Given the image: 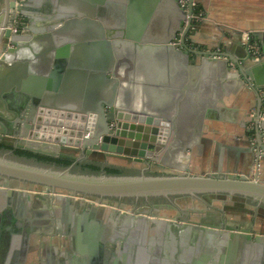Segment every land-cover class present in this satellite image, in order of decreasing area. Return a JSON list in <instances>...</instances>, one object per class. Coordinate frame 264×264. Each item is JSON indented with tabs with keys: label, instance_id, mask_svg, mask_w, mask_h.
I'll use <instances>...</instances> for the list:
<instances>
[{
	"label": "water",
	"instance_id": "obj_1",
	"mask_svg": "<svg viewBox=\"0 0 264 264\" xmlns=\"http://www.w3.org/2000/svg\"><path fill=\"white\" fill-rule=\"evenodd\" d=\"M195 1L200 22L180 0H6L2 256L19 249L22 264L59 232L86 255L77 264H264V121L251 116L264 102V26L230 0ZM228 81L255 98L232 120L216 95ZM218 123L236 147L200 171ZM217 214L221 223L196 216Z\"/></svg>",
	"mask_w": 264,
	"mask_h": 264
},
{
	"label": "crops",
	"instance_id": "obj_2",
	"mask_svg": "<svg viewBox=\"0 0 264 264\" xmlns=\"http://www.w3.org/2000/svg\"><path fill=\"white\" fill-rule=\"evenodd\" d=\"M230 5L232 7H234L235 10L234 13H247L251 15V20L253 21H258L259 23H261L262 26H264V0H230L229 1ZM4 15V8H2L0 10V17H3ZM200 47V46H199ZM211 76L212 80L215 82L217 81L216 77L215 79L213 78L212 75ZM231 90V92H230ZM218 92V93H217ZM250 90L248 89V87L246 86V88H241V89H237L235 86L233 85V82L228 81V86H227V92L222 93L219 89L218 91H216V95L219 98V100L223 99L224 104L221 105L222 107V111L223 109H226L228 113L232 114H225V118L232 120L231 116H234V112L236 109L242 110V109H248L249 107H252L255 104V98L254 96L249 93ZM244 97V98H241ZM222 114H224V111L222 112ZM224 116V115H222ZM230 116V117H229ZM214 126L210 127V131L213 133H216V136L213 137L214 139V143L212 145L211 148H209L208 150V161L205 162L204 165H200L199 169L200 171H204L207 170L211 167L212 165V161L211 159L214 158L215 154L217 156V159L219 158H228L230 155V151L232 150L233 147H236L234 144H232L225 136V129L223 130H218L217 127H222L224 124H213ZM223 169H226V163L223 162ZM262 178H264V165L262 167ZM65 237L70 239V237L68 235H60L57 237ZM52 241H54V243L57 242L56 240V236L53 235H49L48 236ZM56 240V242H55ZM71 242V239H70ZM58 244H53L50 243V245L46 248L43 249V251L41 252H37L36 250H33L30 255L28 256L27 261H25L22 264H77L79 263L75 257H80L81 259H83L84 257H86V255H81L79 253H77L76 251H74L73 249H71L70 247L64 249V248H59ZM110 251L108 252H112V249H109ZM12 249H6V252L4 253V256H2V253L0 252V259L2 264H18L21 262L19 261L22 257V252L19 249H15L13 252H11ZM107 251L105 253H107ZM9 252V253H8ZM117 252V251H116ZM38 254H39V261H37L38 259ZM43 258L44 263H41L40 260ZM98 261V260H97ZM1 264V263H0ZM185 264H189V263H185ZM215 264V263H212Z\"/></svg>",
	"mask_w": 264,
	"mask_h": 264
},
{
	"label": "built area",
	"instance_id": "obj_3",
	"mask_svg": "<svg viewBox=\"0 0 264 264\" xmlns=\"http://www.w3.org/2000/svg\"><path fill=\"white\" fill-rule=\"evenodd\" d=\"M181 5L185 8L186 12L188 13L190 10V4H192V8H193V13L190 15V17H192V19L194 20V22H200L202 19L205 18V11L204 9L200 6V4L198 2H196L195 0H180ZM17 4H20V0H17ZM14 20L19 21L20 24L24 23V18L23 16L20 14V12L18 11V9L14 10ZM12 31L17 32L18 28H16L15 26H11ZM244 41L247 43L250 40V36L248 34L245 35ZM196 47H199V45H196ZM251 54L253 55V57L257 60L259 59L260 55H261V45L257 42V41H252L249 45ZM262 93L264 91H261ZM251 116L254 119H257L258 122H262L264 121V102L262 104L261 109L258 111L256 108H253L251 111ZM249 128L252 130V137L255 139L256 138V132H255V124L254 122L250 123ZM260 132L262 134H264V130H260ZM264 139V138H263Z\"/></svg>",
	"mask_w": 264,
	"mask_h": 264
},
{
	"label": "flooded vegetation",
	"instance_id": "obj_4",
	"mask_svg": "<svg viewBox=\"0 0 264 264\" xmlns=\"http://www.w3.org/2000/svg\"><path fill=\"white\" fill-rule=\"evenodd\" d=\"M6 5H7V3H6V0H2L1 2H0V10L2 9V8H5L6 7ZM14 10L15 9H12L11 11H12V15H11V17H13L14 18ZM5 13V12H4ZM3 17H4V15H3ZM253 42L254 41H257V40H255V39H253L252 40ZM81 206L82 207H87L85 204H81ZM33 210V209H32ZM57 216L59 217L60 216V212H58L57 213ZM197 216V218L198 219H200V218H205L206 220H208L209 222H211V223H214V222H217V223H221L222 221H223V218H222V216H221V218L220 217H218L219 215L217 214V215H211V216H209V217H206L205 215H196ZM216 216H217V218H216ZM102 218H103V220H106V221H111L114 225H119V226H128V225H130L131 224V220L130 219H128V220H121L119 217H118V215L116 214V215H114V214H112L111 212H109V211H106V212H104L103 213V215H102ZM242 220V219H241ZM242 222H244V221H242ZM53 236H56V240H57V242H56V240H55V242L56 243H54V241H52L49 237H40L39 239H37L34 243L35 244H37V246H38V249H36V251L39 253V252H41V251H43V249H46L49 245H50V243H53V244H58L59 246V248L61 247V248H64V249H66V248H68L69 247V244H70V239H68V238H65V237H57V236H60L61 234L59 233V232H56V233H54V234H52ZM39 254H38V259H37V261H39ZM41 259V258H40ZM40 262L41 263H44V262H46V261H44L43 260V258L40 260ZM32 264H34V263H32ZM45 264V263H44Z\"/></svg>",
	"mask_w": 264,
	"mask_h": 264
},
{
	"label": "trees",
	"instance_id": "obj_5",
	"mask_svg": "<svg viewBox=\"0 0 264 264\" xmlns=\"http://www.w3.org/2000/svg\"><path fill=\"white\" fill-rule=\"evenodd\" d=\"M251 134H253V133L251 132ZM3 147H4L3 145H0V148H3ZM16 152L19 153V154H21V155H26V156H29V157L34 156L32 153L27 152V151L17 150ZM36 157L39 158L40 160L56 161V162L59 163V164H65V165H69V164H71L70 161H66V160H53V159H51V158L42 157V156H36ZM85 167H87V166H85ZM89 167H91V168H93V169H96V170H99V169H100V168L97 167V166H89ZM107 170H108L109 172L119 173V171H118V170H115V169H107Z\"/></svg>",
	"mask_w": 264,
	"mask_h": 264
},
{
	"label": "bare ground",
	"instance_id": "obj_6",
	"mask_svg": "<svg viewBox=\"0 0 264 264\" xmlns=\"http://www.w3.org/2000/svg\"><path fill=\"white\" fill-rule=\"evenodd\" d=\"M56 131H57V129H56ZM47 133L49 132V131H46Z\"/></svg>",
	"mask_w": 264,
	"mask_h": 264
},
{
	"label": "rangeland",
	"instance_id": "obj_7",
	"mask_svg": "<svg viewBox=\"0 0 264 264\" xmlns=\"http://www.w3.org/2000/svg\"><path fill=\"white\" fill-rule=\"evenodd\" d=\"M221 50H222V48H221Z\"/></svg>",
	"mask_w": 264,
	"mask_h": 264
}]
</instances>
